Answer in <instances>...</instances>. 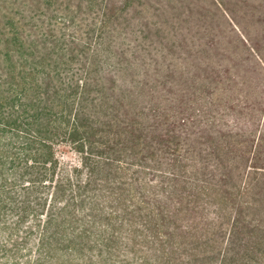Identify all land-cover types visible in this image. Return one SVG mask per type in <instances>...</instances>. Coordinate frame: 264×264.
<instances>
[{
    "label": "trees",
    "instance_id": "16d2710c",
    "mask_svg": "<svg viewBox=\"0 0 264 264\" xmlns=\"http://www.w3.org/2000/svg\"><path fill=\"white\" fill-rule=\"evenodd\" d=\"M103 1L0 0V264H264V0H210L226 48Z\"/></svg>",
    "mask_w": 264,
    "mask_h": 264
},
{
    "label": "rangeland",
    "instance_id": "374dc122",
    "mask_svg": "<svg viewBox=\"0 0 264 264\" xmlns=\"http://www.w3.org/2000/svg\"><path fill=\"white\" fill-rule=\"evenodd\" d=\"M64 1L65 2H61L59 14H62L63 12L64 14H68V19H73L74 24L64 25L63 23H59L53 27L67 32H87L90 28H93L94 25L91 24V22L93 21L92 18L95 13L100 11V8L104 3L103 0H94V4L89 2L88 0ZM159 1L165 2V0H143V6L138 7V9H136L135 11H130V16H133L130 26H125L123 24L119 28L116 26L108 27L107 30L110 31L111 29H114V31L116 32L124 31L127 33L140 34L143 31L146 33L148 29H150L153 33L157 29H159V27H161V33L165 32V34H177L178 36L184 35L188 38V40L182 41L181 43H179L178 41L174 42L173 40L169 42H160L157 40H148L145 42L137 41L131 42L132 46L139 43L141 45H152L156 47H160L163 45L172 46L178 44H181L185 47H203L206 45V42L198 40L197 33H199L198 35L201 34L205 37L208 35V33H212L215 40L218 41V45L215 47H231V44L228 43V38H225V42H219V36H221V31L219 30V12L216 10V8H214V6L211 5L210 0H186L187 3H193V8L190 11L182 7L181 3H178V0L173 1V4L176 5V7L174 8L167 7L165 10H156V8H158V6L160 5ZM69 3L71 4V7L68 9ZM78 3H80V5H78L77 7L76 5ZM56 7H58V5L52 6L50 9L46 10L48 16L56 14ZM173 14H175L176 17H173ZM73 16H75V18H72ZM157 16L159 18H157ZM144 17H149L148 22L150 23V25L148 27H142L139 23V20H142V18ZM165 17L168 19V22L165 21L167 20L164 19ZM200 17L206 20L207 25H198V19ZM155 21H157L158 24L153 25V23L151 22ZM217 60H219V57H217L216 61ZM232 60L238 59L232 58Z\"/></svg>",
    "mask_w": 264,
    "mask_h": 264
}]
</instances>
